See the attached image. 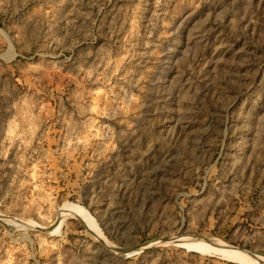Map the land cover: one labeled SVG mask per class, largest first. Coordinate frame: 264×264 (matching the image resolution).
Instances as JSON below:
<instances>
[{
    "label": "rangeland",
    "instance_id": "374dc122",
    "mask_svg": "<svg viewBox=\"0 0 264 264\" xmlns=\"http://www.w3.org/2000/svg\"><path fill=\"white\" fill-rule=\"evenodd\" d=\"M263 263L264 0H0V264Z\"/></svg>",
    "mask_w": 264,
    "mask_h": 264
},
{
    "label": "bare ground",
    "instance_id": "6f19581e",
    "mask_svg": "<svg viewBox=\"0 0 264 264\" xmlns=\"http://www.w3.org/2000/svg\"><path fill=\"white\" fill-rule=\"evenodd\" d=\"M61 210H63V209H61ZM66 211L69 212V213H72L73 215H76L79 219H81V221H83L84 223H86L87 226H89L93 230L95 229L92 219H90V217L86 213L87 211H85L84 209H82L80 207H77V206L69 205L67 207ZM194 243H192V246L195 245ZM207 243H210V242H207ZM197 246L199 247V245H197ZM197 246H195V247H197ZM195 247H193V249ZM201 249H204V250L205 249H208L207 251H211V252H213V251H216L217 252L218 251V252H221V256L223 258H226L227 260H232V261H235V262H238V263H244V261L240 258V255L238 254L239 252L238 253L237 252L235 253L234 250H233V252H231L232 250L231 251L229 249L226 250L224 248H221L220 246L212 245V244H207V247H205V246L202 247L201 246Z\"/></svg>",
    "mask_w": 264,
    "mask_h": 264
},
{
    "label": "water",
    "instance_id": "95a60500",
    "mask_svg": "<svg viewBox=\"0 0 264 264\" xmlns=\"http://www.w3.org/2000/svg\"><path fill=\"white\" fill-rule=\"evenodd\" d=\"M256 260H260V261H263V260H261V259H256ZM264 264V263H263Z\"/></svg>",
    "mask_w": 264,
    "mask_h": 264
}]
</instances>
